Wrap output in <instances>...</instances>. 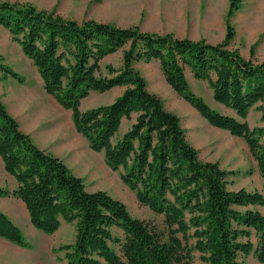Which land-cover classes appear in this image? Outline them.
<instances>
[{
    "label": "trees",
    "instance_id": "trees-1",
    "mask_svg": "<svg viewBox=\"0 0 264 264\" xmlns=\"http://www.w3.org/2000/svg\"><path fill=\"white\" fill-rule=\"evenodd\" d=\"M242 0H229L228 16ZM0 27L35 67L44 92L70 111L74 130L90 150L102 153L107 167L119 172L139 205L163 217V230L134 218L126 205L105 191L89 192L84 180L62 159L39 148L0 100V159L15 181L0 197L19 199L30 224L53 235L62 222L75 224V238L62 245L66 264H191V251L207 264H239L254 253L264 264V113L262 126L249 127V112L264 101V62L245 59L223 42L209 44L172 34L141 32L94 20L78 22L30 3L0 0ZM121 51L122 67L103 73L101 62ZM157 61L166 84L214 128L241 138L263 180V191L228 189L233 172L205 162L187 141L180 119L164 108L134 68ZM0 71L23 83L3 65ZM206 82L213 100L234 112L223 115L190 88L186 72ZM123 92L111 103L80 109L91 92ZM129 123L121 132L122 123ZM121 231L115 237L112 229ZM252 235L257 239L255 246ZM0 238L20 248L30 243L0 211ZM194 240L192 248L187 247ZM111 244L117 245L119 253Z\"/></svg>",
    "mask_w": 264,
    "mask_h": 264
},
{
    "label": "rangeland",
    "instance_id": "rangeland-1",
    "mask_svg": "<svg viewBox=\"0 0 264 264\" xmlns=\"http://www.w3.org/2000/svg\"><path fill=\"white\" fill-rule=\"evenodd\" d=\"M1 1L30 3L38 10L53 11L78 22L94 20L119 28H136L141 32L160 35L172 34L177 38H188L193 41L204 40L213 45L224 41L227 27L230 26L233 28L234 37L229 47L238 50L245 59L255 63L264 62V0H242L240 8L230 16L229 0ZM0 58L3 65L10 67L23 78L21 84L9 77L1 80L0 100L10 115L19 110L28 113L27 121H21L22 119L20 121L25 130L31 131L33 142L62 159L73 174L84 180L89 192L99 190L107 192L111 197L122 201L134 218L149 222L163 230V217L139 205L134 193L121 181L119 172H113L107 167L103 154L90 150L86 140L74 130L70 111L63 109L44 92L35 67L22 54L20 47L12 41L8 31L1 27ZM122 62L121 51L106 57L101 62L103 73H106L107 65L119 69ZM134 68L145 79L148 91L157 95L162 100L164 108L180 119L187 141L198 151L199 158L205 162H217L222 169L234 173L228 177L229 190L263 191V180L241 138L210 126L166 84L157 61H138L134 63ZM0 77H3L1 71ZM186 78L191 90L210 108L223 115L235 117L233 111L213 100L212 91L206 82L195 80L188 71ZM123 90L115 88L102 94L91 92L82 100L80 109L85 111L109 104ZM22 99H27L26 104H23L26 106L24 110L21 108L23 105L19 103ZM48 102L60 111L54 108L42 109L41 103ZM263 113L264 101L249 112L246 118L249 127L262 126ZM37 118L41 120L39 126L35 127ZM128 125L129 123L124 122V127ZM14 187L15 181L4 171L0 159V188L12 190ZM0 211L11 219L31 245L29 249L11 247L0 238V264H66L64 253L59 252L58 248L74 241L75 224L63 223L59 231L53 235L44 234L30 224L26 208L17 198H0ZM112 233L115 237L123 238L121 231L116 228L112 229ZM251 241L257 245L254 235ZM193 245L194 240L189 239L187 247L192 248ZM111 247L119 253L117 245L111 244ZM238 262L260 264L254 253L249 256L240 255ZM191 264L207 263L200 259L197 251L192 250Z\"/></svg>",
    "mask_w": 264,
    "mask_h": 264
},
{
    "label": "crops",
    "instance_id": "crops-1",
    "mask_svg": "<svg viewBox=\"0 0 264 264\" xmlns=\"http://www.w3.org/2000/svg\"><path fill=\"white\" fill-rule=\"evenodd\" d=\"M28 99V98H27ZM27 99H22V101H20L19 103L21 104V105H23V104H26L25 103V101L27 100ZM41 105H42V109H48V108H50V109H52V110H57V111H60V109H57V107H54V106H51V102H48V103H41ZM25 105H23V107H21V108H23L22 110H24L25 109ZM54 108V109H53ZM46 109V110H47ZM21 110H19V111H15V112H13L12 114H11V116L13 117V118H15L16 120H17V122L19 123V126H20V129L25 133V134H28L32 139H33V136H32V134H31V131H27V130H25L24 128H23V125L21 124V121H27V117H28V113H26V111H23V112H20ZM20 119H22L21 121H20ZM40 118H37V120L35 121L36 122V125H35V127H37V126H39L38 124L40 123ZM50 122H51V120H50ZM128 128V126L127 127H124V123H122V125H121V128H120V131L121 132H124L126 129ZM36 144V143H35ZM39 148H41L38 144H36ZM41 149H43V150H45L44 148H41ZM47 151V150H46ZM15 186H16V184H15ZM15 188V187H14ZM13 188V189H14ZM6 189V188H5ZM12 189V190H13ZM7 190H9V191H12V190H10V189H7ZM0 198H2V199H4V198H14V197H0ZM15 199V198H14ZM64 222H62L61 223V225H60V228L62 227V224H63ZM59 228V229H60ZM59 229H58V231H59ZM57 231V232H58ZM2 240H4V243L7 245V246H11V247H13V246H16L17 248H20V247H18L17 245H15V244H13V243H11V242H8L7 240H5V239H2ZM54 256V255H53Z\"/></svg>",
    "mask_w": 264,
    "mask_h": 264
},
{
    "label": "bare ground",
    "instance_id": "bare-ground-1",
    "mask_svg": "<svg viewBox=\"0 0 264 264\" xmlns=\"http://www.w3.org/2000/svg\"><path fill=\"white\" fill-rule=\"evenodd\" d=\"M47 109V108H46ZM48 117V116H47ZM44 120V119H43ZM45 121V120H44ZM43 123V122H42ZM45 125V124H44ZM37 129V128H36ZM45 130V129H44ZM57 139V138H56ZM55 140V139H54ZM55 142V141H54ZM65 143V142H64ZM64 153V152H63ZM92 164V163H91ZM101 179V178H100ZM26 213V212H25Z\"/></svg>",
    "mask_w": 264,
    "mask_h": 264
}]
</instances>
